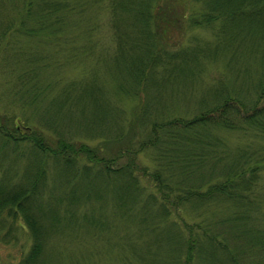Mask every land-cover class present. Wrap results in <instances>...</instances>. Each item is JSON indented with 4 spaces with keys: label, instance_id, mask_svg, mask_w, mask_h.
<instances>
[{
    "label": "rangeland",
    "instance_id": "1",
    "mask_svg": "<svg viewBox=\"0 0 264 264\" xmlns=\"http://www.w3.org/2000/svg\"><path fill=\"white\" fill-rule=\"evenodd\" d=\"M152 1L159 3L160 7L165 5L172 10L171 17L168 16L171 19H166L169 21L166 25L172 26L171 29L168 30L164 24L161 29L153 28L148 31L153 36L151 42L156 43V48L174 52L187 45L189 48L197 45L203 49L207 44L216 41L217 21L211 26L201 28L191 27L187 20L183 23L182 18L179 20L183 24L179 27L175 20L178 15L199 17V3L196 0ZM152 1L147 0L146 4ZM109 3L110 0H66L64 4L67 7L59 15L60 23L57 25L53 23L48 27V32L52 31L53 34L48 33L49 35L45 37L39 32L38 35L27 36L24 31L30 29L27 27L28 23L17 26L14 16L19 13V0H0V125L6 123L8 131L18 124L28 126L29 130L37 131L43 136L49 147H52L58 138L83 143L90 148L100 145L101 137L84 136V130L80 128L84 124H77L79 112L76 111L72 115L74 108L70 105L77 96L79 102L76 108L84 111L83 117H90L89 114L96 108L97 102H104L102 106L107 107L108 118L111 119L113 114V124L110 126L111 129L105 132V137L112 136L119 130L122 132L127 130L130 116L128 112L133 111L131 108L133 100L128 96L110 94L112 82L108 78L109 75L107 76L109 71L106 72L105 68L112 66L113 54L117 52V41L125 34L131 37L132 31L135 30L132 28L136 24L129 22L128 14L117 11L116 16L120 17L121 21H116L117 26H114ZM155 4L150 8L154 9ZM243 8L248 9L250 14L253 12L251 5ZM238 18L241 19V16ZM187 25L190 26L188 29ZM254 45V43H247L245 47L241 45L236 54V61L230 65L217 56L213 60H205L203 73L198 78L186 76V79L179 81L178 77L164 78L161 70L160 73L154 71L153 78L156 79L160 93L155 101V107L162 110L165 116L180 115L188 118V115L196 110L197 101L208 95V86L214 85L218 80L225 83L228 81L230 88H233L231 90H240L245 99L251 100L256 94L255 77L263 73L264 69L261 67L264 59L260 61L258 55L253 54L257 51ZM247 71L245 77L247 83L241 85V76ZM162 73L166 74L165 70ZM93 80H96V83L93 84ZM84 83L92 88L85 89ZM36 91L42 92L37 96ZM111 105L115 106V110ZM64 113L70 115L69 119L63 118ZM93 127L97 135L98 126ZM261 133L254 134L251 131L229 133L222 130L217 132L219 137L224 139L221 138L229 155L243 151L246 156L249 155V151L264 146V136ZM110 140L104 141L105 146L102 147H105V150H108ZM6 145L7 160L2 165L9 175L6 181L14 185L22 179V171L27 164V159L23 155L26 154V148L30 150L31 144L26 142L21 145L17 143ZM246 146L249 147L243 149ZM149 152L137 155V163L148 172L154 170L156 166ZM212 161L218 162V165L230 163L224 155ZM120 163L123 164V161L120 160ZM51 164L50 161L45 163L50 167L45 168L47 183L46 188L42 190L44 196H49L52 189L65 191L64 184L59 181L57 188H52L49 177H53L55 172L51 170ZM76 164V167L82 166L81 161ZM209 165V162H204L203 168L208 169ZM90 166L91 164H88L87 167ZM2 169L0 168V171ZM219 170L220 168H213L212 172L217 173ZM59 174H62L60 170L58 176ZM2 177L3 173L0 172V180ZM99 179L97 187H103L104 184L100 177ZM140 184L144 186L142 187L144 199L132 209L128 205L129 216L123 215L128 209L126 206L128 203L121 205L120 208L114 206L111 195L116 188L112 186L105 187L107 194L100 195L97 202L94 200L88 205L83 202L73 204L72 209L76 211V215L69 223L59 225L57 229L52 228L50 232L46 230V235H50L46 241V253L40 264H181L185 258L183 244L188 239V230L197 239L195 253L191 255L189 264H231L227 262L231 257H234L237 264H264V200L260 206L253 208L232 207L224 201L216 202L217 205L190 207L185 203L178 206L177 200L175 197L172 198L174 195L171 194L167 197L168 203H164L168 208L165 211L159 206L161 202L150 196L151 187H146L142 181ZM108 188H111L110 193ZM257 188L264 189V172L262 178L258 179L257 186L253 188V193L248 195L249 200L254 203H257L256 197L259 198ZM78 189L82 190L81 187ZM56 194L58 191L54 192V195ZM260 195L262 196L260 198H263L264 191ZM149 196L151 198H146ZM60 205L62 209L66 208L65 203L62 202ZM83 215H89L95 221L90 227H83L84 232L87 230V235L80 234L78 230L79 226H82ZM62 216L67 217L61 214L58 218ZM50 219L46 222L49 223ZM5 222L0 224V238L5 243L0 242V264H18L27 254L30 237L20 219L15 220L9 227ZM234 224L253 239L251 240L253 244L246 250H243V240L235 239L236 233L228 231V226L231 228ZM46 225L49 226L47 223ZM209 238L210 243L218 245L223 250V252L216 250L211 258L207 244Z\"/></svg>",
    "mask_w": 264,
    "mask_h": 264
},
{
    "label": "trees",
    "instance_id": "2",
    "mask_svg": "<svg viewBox=\"0 0 264 264\" xmlns=\"http://www.w3.org/2000/svg\"><path fill=\"white\" fill-rule=\"evenodd\" d=\"M65 1L19 0V13L14 16L17 26L28 23L27 27L30 29L24 31L27 36L43 33L46 37L53 34L47 29L53 23L54 25L60 23L59 15L67 7ZM178 1L183 2V0ZM196 1L199 3V17L178 15L175 20L179 27L187 20L191 27L201 28L211 26L217 21L216 41L207 44L203 49L197 45L194 48H189L187 45L183 49L167 52L165 49L161 51L155 47L156 43L151 42L153 36L148 31L153 28L158 30L166 25L169 22L166 19H171L169 17L172 10L165 5L160 7L155 1L146 4L147 0L115 2L110 0L109 12L112 14L114 26H117L116 21H121L120 17L116 16L117 11L128 14L129 22L136 24L132 28L135 30L132 31L131 37L125 34L117 41V52L113 54L112 66L105 68L106 72L109 71L107 76L109 75L108 78L112 82L109 88L110 94L128 96L133 100L131 104L133 111L128 112L130 116L126 131L119 130L112 136L105 137V132L111 129L110 126L113 124V114L111 119L108 118L107 107L102 106L104 102H97L96 108L89 114L90 117L85 118L84 111L81 112L76 108L79 102L77 96L70 105L74 108L72 115L76 111L79 112L77 124H84L80 126L84 130V136L101 137L100 145L90 148L83 143L58 138L52 147H49L46 145L47 140L37 131L29 130L28 126L21 125L23 127L21 128L18 124L8 131L6 123L0 125L1 169L2 164L7 160L6 144L21 145L26 142L31 144L30 150L26 148V154L23 155L27 159V164L22 171V179L12 185L6 181L9 177L7 170L4 171L3 168L0 171L3 173L0 180V224L6 221L9 227L15 220L20 219L30 237L27 254L18 264H40L46 253V241L50 235H46V230L50 232L52 228L57 229L59 225L69 223L76 215V211L72 209L73 204L83 202L88 205L90 201L97 202L100 200V195L107 194L105 187L108 186L116 188L111 196L117 208L126 203L131 209L133 206H138L144 199L142 196L144 186L140 184L141 181L146 187H151L150 196H153L155 201H160L159 206L165 211L168 208L164 203H168L167 197L171 194L174 195L172 198L175 197L177 200L178 206L185 203L190 207H201L204 204L217 205L216 202L223 201L238 208H253L261 205L264 197L260 198L262 197L260 193L264 189L257 188L259 197H256L257 203L249 200L248 195L253 193V188L257 186L258 179L262 178L264 172V146L249 151L248 156L244 155L243 151L229 155L225 151L223 138L219 137L217 132L219 130L229 133L251 131L254 134L262 132L261 135L264 136V69H262L263 73L255 77L257 78L254 86L256 94L251 100L245 99L240 90H231L233 88H230L228 81L225 83L218 80L214 85L208 86V95L197 101L196 110L193 114H189L188 118L180 115L165 116L162 110L155 107V101L160 93L156 79L153 78L154 71L160 73L161 70L164 78L178 77L179 81L186 79V76L198 78L203 73L205 60H213L217 56L230 65L231 62L236 61L240 46L245 47L247 43H254V48L257 49L256 53L252 51L250 53L255 56L257 54L260 61L264 59V0ZM154 3H156L155 8H150ZM250 5L253 7L251 14L248 9L243 8ZM238 16H241V19ZM168 25L166 27L169 30L172 26ZM190 26L187 25V29ZM164 46L165 44L163 48L166 47ZM261 67L264 68V64ZM163 70L166 74L162 73ZM247 73L248 71L241 76V85L247 83L245 79ZM94 83L96 80H93ZM83 87L87 90L92 88L87 86V83H84ZM42 91L35 93L39 96ZM111 107L115 110V106L111 105ZM66 108L69 110L68 105ZM69 116L64 113L63 118L69 119ZM93 126H98L97 135ZM107 139L111 140L108 150H105L102 146H105L104 141ZM146 151H150L149 154L156 165L150 172L137 163V155ZM222 155L225 159H229L230 163L218 165V162L212 161V159H220ZM47 161L52 162L51 170L55 172L53 177H49L52 188H57L61 183L64 184V192L52 189L49 196H44L42 190L46 188L47 183L45 180ZM79 161L82 162V166L76 167ZM204 162L210 163L208 169L203 168ZM88 164H91L90 168L87 167ZM49 167L50 165L47 168ZM213 168L220 170L215 173L212 172ZM59 170L62 174L58 176ZM99 177L104 184L103 187H97L99 185L97 182H100ZM108 189L110 193L111 188ZM55 191H58V194L54 195ZM150 196L146 198H151ZM62 202L66 205L65 209L61 208ZM129 207L123 212L124 216L130 215ZM61 214L67 217L58 218ZM49 219L50 222H46ZM81 220L82 226H79L78 230L80 234L87 235L88 232L87 230L84 232L83 227H90L95 221L89 215H83ZM228 231L236 233L235 239L243 240V250L253 244L251 242L253 239L248 237L247 232L236 228L235 224L231 225V228L228 226ZM190 232L188 230V239L183 244L185 258L181 264L191 262V255L195 253L197 246V239ZM0 242L5 244L1 238ZM207 244L211 251L209 258L217 251L223 252L218 245L210 243V238ZM229 260L227 259L228 263L237 264L234 262V257Z\"/></svg>",
    "mask_w": 264,
    "mask_h": 264
}]
</instances>
